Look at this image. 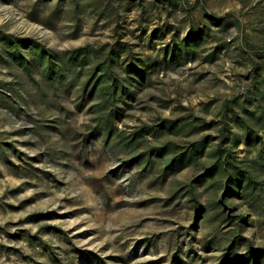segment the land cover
I'll return each mask as SVG.
<instances>
[{
	"label": "rangeland",
	"instance_id": "1",
	"mask_svg": "<svg viewBox=\"0 0 264 264\" xmlns=\"http://www.w3.org/2000/svg\"><path fill=\"white\" fill-rule=\"evenodd\" d=\"M0 264H264V0H0Z\"/></svg>",
	"mask_w": 264,
	"mask_h": 264
},
{
	"label": "trees",
	"instance_id": "2",
	"mask_svg": "<svg viewBox=\"0 0 264 264\" xmlns=\"http://www.w3.org/2000/svg\"><path fill=\"white\" fill-rule=\"evenodd\" d=\"M47 70L50 71V73H52V71H53V66H52L51 64H49Z\"/></svg>",
	"mask_w": 264,
	"mask_h": 264
}]
</instances>
